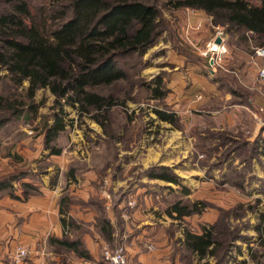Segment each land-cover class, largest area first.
I'll return each instance as SVG.
<instances>
[{"label": "rangeland", "instance_id": "374dc122", "mask_svg": "<svg viewBox=\"0 0 264 264\" xmlns=\"http://www.w3.org/2000/svg\"><path fill=\"white\" fill-rule=\"evenodd\" d=\"M46 1L28 0L34 9L43 6ZM167 2L168 0H160L159 3L163 31L156 44L141 60L130 61L134 69L128 72L135 80L132 100H126L124 107L112 108L109 126L106 125L105 129L90 116L80 115L75 107L65 101H60L57 105L56 97L49 89L40 90L34 99L35 104L39 106L37 116L30 120L24 117L16 120L11 117V121L0 129V180L16 177L20 180L13 182L15 190L22 192V183L28 182L36 186L38 193L45 179H49L52 186L55 182L58 184L62 182L61 200L68 201L67 217L70 219H73L71 213L75 214L86 206L97 208L91 203L97 202V199L84 201L79 194L73 195V188L79 181L92 177L96 179L101 198L106 202V211H109V208L113 210V204L118 205L121 198H124L127 208L122 214L130 215L128 211L137 206V201L139 204L141 197L137 195L139 190L143 191L138 194L145 195L152 192L161 193L160 200L166 201L168 205L178 200L187 205L203 203L204 206H200L202 208L200 214L187 217L182 223H174L173 228L180 230L183 237L187 231L202 234L203 227L225 228V232L218 237L220 241H227L231 250L225 257L220 251L216 257L200 261L184 248V240L176 238L173 254H178L181 264H264V246L257 232L259 226L264 227L263 186L262 197L256 199L252 196L251 184L235 186L241 183L237 178L238 174L227 173L223 182L219 181L214 185V189L219 192L217 199L203 197L191 199L190 196L194 193L188 187L185 188L190 194L185 196L182 190L176 191L170 186L168 197L163 195L167 191L166 187L161 184L158 188L153 180L148 179L147 173L152 168L166 166L151 164L145 167V162L155 153H158L156 157L160 153L157 162L166 161L170 154L168 145H171L172 140L176 141L174 137L180 134L186 141L187 135L193 139L194 161L198 165L205 166L211 171L220 167L221 172L224 171L225 166L234 159L233 150L239 146L236 138L240 133L238 130L233 131L232 128L217 130L216 116L220 111L228 112L234 103L246 102L243 100L249 96V91L238 83L235 69L244 62L243 60L246 61L247 57L243 55L254 54L252 47L241 42L240 34H231L224 27L213 26L206 13L191 9L178 11ZM6 6L7 2L0 0V12ZM204 17L208 19H203ZM198 19L204 20L205 24L203 20L200 22L201 30L204 28L202 31L196 28L195 21ZM217 28L225 34L227 54L220 61V66L213 70L210 57L204 56L203 53L206 44L216 36ZM252 43L251 41L249 44L253 46ZM6 75V72L3 73L0 79V93L6 98L23 95V88L6 81ZM199 75L213 83L222 97L205 99L202 93L193 96L199 93V90L189 81L191 80L189 76L197 78ZM159 77L165 83L163 98L151 100V93L145 85ZM187 82L192 88L195 102H204L200 107L196 106L195 111L191 110V113L187 112V104L177 106L178 99L186 98L187 101ZM27 87L28 82H25L24 88ZM226 95L230 96L228 100ZM62 109L66 130L53 144L62 152L60 155H51V150L45 148L46 126L53 124L54 115L61 113ZM8 111H12V108H8ZM155 111H164L175 116L176 125L162 121ZM239 155L241 162L247 157L246 154ZM169 161L170 167L167 168L178 174L184 168L181 163L187 161V158L179 164ZM247 166L246 164L244 168L245 174L250 170ZM234 180L239 182H233ZM107 195H110L111 202ZM133 200H137L136 206L131 208L129 203ZM117 213L115 212V215ZM82 226V223L77 224V229L70 232L78 235L79 231L85 229ZM119 227L122 231V224ZM119 246L123 245L115 240L109 244L113 250Z\"/></svg>", "mask_w": 264, "mask_h": 264}, {"label": "trees", "instance_id": "16d2710c", "mask_svg": "<svg viewBox=\"0 0 264 264\" xmlns=\"http://www.w3.org/2000/svg\"><path fill=\"white\" fill-rule=\"evenodd\" d=\"M3 1L8 6L0 12V79L6 72V81L23 88L24 93L8 98L0 93V129L11 117L30 120L37 116L39 106L34 99L43 89L50 90L57 105L65 101L80 115L90 116L106 129L112 108L124 107L126 100H132L135 80L128 72L134 69L130 61L141 60L163 31L160 0H47L37 9L28 0ZM167 4L178 11L191 9L206 13L213 26L240 34L241 42L252 49L264 46V0H168ZM251 41L253 46L249 44ZM25 82H28L27 88H24ZM145 86L151 100L163 98L165 83L161 77ZM155 113L162 121L176 125L175 116L164 111ZM62 115L63 109L54 115L53 124L46 126L45 148L51 150V155L62 152L53 145L66 130ZM147 174L150 180L179 186L185 196L190 194L170 168L154 167ZM15 180L20 179L0 180V196L9 194L18 198ZM22 187L23 199L38 193L32 184L23 183ZM96 201H91L99 211L95 226L112 243L114 228L104 202ZM67 202L62 199L60 209L65 233L77 229L78 224L67 217ZM123 202L121 198L119 204ZM118 205L114 203L113 208L118 210ZM200 206L204 204L187 205L178 201L167 213L181 220L200 214ZM224 232L225 228L217 226L203 227L202 234L187 231L184 248L200 261L214 258L220 251L225 257L231 246L227 241H220L218 235ZM257 232L264 246L263 225ZM60 243L80 257H89L80 237L70 240L65 236Z\"/></svg>", "mask_w": 264, "mask_h": 264}, {"label": "crops", "instance_id": "0c3cea01", "mask_svg": "<svg viewBox=\"0 0 264 264\" xmlns=\"http://www.w3.org/2000/svg\"><path fill=\"white\" fill-rule=\"evenodd\" d=\"M205 18L208 19L207 17L203 19ZM203 19L193 20L197 22L195 25L199 30L202 28L200 22ZM243 56L247 59L245 58L246 61L243 60L244 62L237 66L235 75L239 80L238 83L249 91V96L243 100L246 101L245 103H234L228 112L220 111L216 116L217 130L232 128L233 131L238 130L240 133L236 138L239 146L233 150L234 159L225 166L224 171L221 172L220 167L211 171L205 166L198 165L194 161L193 139L187 135L186 141L181 134L176 135L174 137L176 141L172 140L171 145H168L170 154L165 159L166 161L157 162L160 153L158 157H156L158 153H155L144 164L145 167L151 164L170 167L169 160H172L174 164H179L187 158V161L181 163L184 168L177 175L181 179V184L194 193L190 196L191 199L193 197L217 199L219 192L214 189V185L219 181H224L227 173L238 174L237 178L241 183L235 186L251 184L252 196L256 199L262 197L261 187H264V84L260 80L259 72L264 68V59L254 57L253 53ZM189 77L191 78L189 81L196 86L199 93L193 95L192 88L187 82V101L186 98L178 99L177 106L187 104V112L191 113V110L195 111L196 106L200 107L204 103H196L193 96L202 93L205 99L206 97L211 99L222 97L218 88L213 83L204 80L201 75H199L200 78ZM174 89L176 91V88ZM229 97L226 95V100ZM240 153L247 155L243 162L239 159ZM246 164L250 170L245 174ZM219 177L222 178L219 179ZM233 182L238 183L239 181L234 180ZM153 183L158 188L161 184L166 187L167 191L163 195L168 197H170V186L176 191L182 190L179 186L160 180H153ZM62 184V182L59 184L55 182L52 186L49 179H45L40 192L30 195L28 199H23V192L20 190H15V196L18 198H13L9 194L0 196V264H12L11 256L18 246L26 247L30 251L29 258L22 264H107L102 257V249L104 246H109L111 242L95 226L99 217L98 209L86 206L75 214L71 213L73 219L78 224L82 223L85 229L79 231L78 235L71 232L65 233L60 215ZM73 191V195L79 194L84 201L91 198L103 201L106 210V202L101 198V192L94 177L79 181ZM142 191L137 192V195H141L139 204L136 200L137 206L128 211L130 215L122 214L127 208L124 202L119 205L118 210L114 211L109 208V211H106L114 228V240L125 247L129 264H181L178 254H173L174 239L184 240V237L180 230L173 228V224L182 223L187 217L177 220L167 213L176 201L168 205L166 201L160 200L161 193L138 194ZM115 212L118 213L115 215ZM120 224L123 226L122 231H120ZM65 236L70 240H73L75 236L80 237L89 257H80L62 246L60 241Z\"/></svg>", "mask_w": 264, "mask_h": 264}, {"label": "built area", "instance_id": "2783aa9c", "mask_svg": "<svg viewBox=\"0 0 264 264\" xmlns=\"http://www.w3.org/2000/svg\"><path fill=\"white\" fill-rule=\"evenodd\" d=\"M216 36L210 40L204 47V56L210 57V62L213 70L220 66V61L227 54V47L224 39V32L217 28ZM254 57L264 59V46L254 49ZM261 82L264 84V68L259 72ZM108 194V193H107ZM111 202L110 195L106 196ZM110 205V204H109ZM109 205L107 208H109ZM131 208L136 206V201L129 203ZM152 248V247H151ZM30 255V251L26 247L18 246L11 256L12 264L24 263ZM102 257L107 264H129L128 256L124 246H119L116 249H111L109 246H104L102 249Z\"/></svg>", "mask_w": 264, "mask_h": 264}]
</instances>
